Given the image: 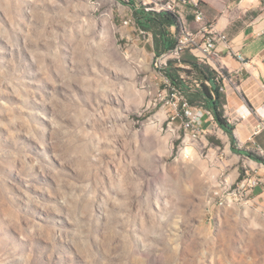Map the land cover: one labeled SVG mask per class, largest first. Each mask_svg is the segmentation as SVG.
<instances>
[{
    "label": "rangeland",
    "instance_id": "rangeland-1",
    "mask_svg": "<svg viewBox=\"0 0 264 264\" xmlns=\"http://www.w3.org/2000/svg\"><path fill=\"white\" fill-rule=\"evenodd\" d=\"M196 1L214 23L234 0ZM141 30L121 0H0V264H264V203L227 195L240 154L173 105L203 62Z\"/></svg>",
    "mask_w": 264,
    "mask_h": 264
},
{
    "label": "crops",
    "instance_id": "crops-1",
    "mask_svg": "<svg viewBox=\"0 0 264 264\" xmlns=\"http://www.w3.org/2000/svg\"><path fill=\"white\" fill-rule=\"evenodd\" d=\"M255 7L257 0H234L218 8L223 13L211 24L227 35L229 44L228 48L219 46V57L206 64L222 78L224 113L234 125L236 147L264 159V15L242 18ZM171 33L174 35L175 31ZM239 156L245 173L242 180L259 179L257 185L247 188L248 196L264 203V163L245 154Z\"/></svg>",
    "mask_w": 264,
    "mask_h": 264
},
{
    "label": "trees",
    "instance_id": "trees-1",
    "mask_svg": "<svg viewBox=\"0 0 264 264\" xmlns=\"http://www.w3.org/2000/svg\"><path fill=\"white\" fill-rule=\"evenodd\" d=\"M121 1L129 3L132 6L133 17L138 26L152 35L154 51L157 55L168 51L174 46L175 37L181 31V21L176 13L170 10H162L159 12L146 10L143 5L136 7L135 0ZM171 27L175 28L174 35L170 31ZM173 60L169 59L167 61L168 65ZM185 62L190 64L192 68V70H186V72L191 74L196 72L199 83V87L194 89L184 86V95L188 104L195 105L199 102L204 108L212 112L217 125L229 136L232 149L236 153L245 154L252 159L264 162V159L257 156L254 152L236 147V140L233 136L234 125L229 123L224 117V94L219 89L222 81L221 78H217L218 73L206 63H199L192 57ZM165 74L173 85L178 87L183 86L184 81L177 74L171 70H165Z\"/></svg>",
    "mask_w": 264,
    "mask_h": 264
},
{
    "label": "built area",
    "instance_id": "built-area-1",
    "mask_svg": "<svg viewBox=\"0 0 264 264\" xmlns=\"http://www.w3.org/2000/svg\"><path fill=\"white\" fill-rule=\"evenodd\" d=\"M156 2L157 3L155 7H145V9L156 12L170 10L176 13L179 20L181 21L180 41L175 42L171 49L160 54L158 57L162 60L164 65L167 64L169 59L179 58L180 55L186 51L192 53L199 61L207 63L209 60H216L219 57V46H225L228 48L229 40L227 35L223 31L216 30L214 26L206 20L205 14L199 7L196 0H157ZM143 4L145 5L146 3L144 2ZM188 5H190L193 9V21L198 24V27L194 30L188 29L185 26L186 16L183 14V8ZM141 32L147 35V37L151 36L149 32L144 30H141ZM236 56L238 59L243 60L241 55L236 54ZM217 78L221 77L218 75ZM219 89L221 92L224 91V85L222 82L219 85ZM173 105L175 108L179 106L181 110L185 112L186 122H184V129L195 133L197 137L200 129L199 124H201L202 121L209 120L212 122V124L214 123V125L219 128L214 120L212 112L203 106L190 105L184 97H181V101L179 103L174 102ZM224 117L229 123H231L230 118L226 116L225 113ZM258 183V178L250 177L246 181L241 180L236 184L239 185V192H231L227 195L229 198L232 195H236V193H239L240 196H243L247 194V188L255 186ZM225 199L229 201L227 197H225Z\"/></svg>",
    "mask_w": 264,
    "mask_h": 264
},
{
    "label": "bare ground",
    "instance_id": "bare-ground-1",
    "mask_svg": "<svg viewBox=\"0 0 264 264\" xmlns=\"http://www.w3.org/2000/svg\"><path fill=\"white\" fill-rule=\"evenodd\" d=\"M180 36H181V31L179 32V34L175 37V42H179L180 41ZM201 129H199L200 131ZM193 138H197V135H195V133L190 132ZM233 192H239V185H236L235 189L233 190Z\"/></svg>",
    "mask_w": 264,
    "mask_h": 264
}]
</instances>
